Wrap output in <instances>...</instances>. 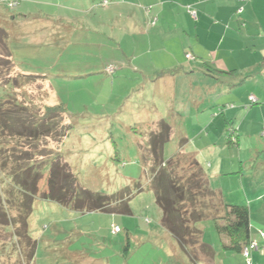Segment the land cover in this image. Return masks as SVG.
<instances>
[{
  "label": "crops",
  "instance_id": "obj_1",
  "mask_svg": "<svg viewBox=\"0 0 264 264\" xmlns=\"http://www.w3.org/2000/svg\"><path fill=\"white\" fill-rule=\"evenodd\" d=\"M177 1L187 9L185 12L181 8L183 22L181 24H179V16L174 21L170 20L172 13L176 12L171 7L176 5ZM244 1V9L240 13L236 8L241 5L242 0H109L106 6L101 5V0H66L65 2L68 6L87 7L84 22L93 29L102 28L105 17L102 11L111 13L110 7L113 9L114 6L123 4L139 8H135L138 11L135 13L115 11L112 15H108L113 34L106 37L114 42V47L110 48L113 52L110 61L117 62L121 65L120 69L125 67L124 69L130 72L132 67L135 76L138 75L142 79L143 91L150 94L149 97L144 93V102L148 103L149 108L139 114V120L144 122L135 121V124H138L136 126L151 129L152 124L158 119H165L171 125V137L175 136L178 144L181 139H185L182 151L193 153L203 169L204 166L206 167L204 170L208 183L222 200L228 204L248 206L251 239L257 240L259 245H262L263 238L258 235V230H264V0ZM140 5H143V8L148 7V14L147 11L145 14ZM155 7L158 14L154 11ZM188 7L196 8V19L191 17ZM165 11L169 12L165 22L171 24L173 21L176 26L172 31L167 28L165 32L161 31L155 36L157 42H163L166 47L158 48L162 51L160 55L156 56L158 52L155 51L154 54L152 50L137 54L129 40L124 43L127 48H123L121 42H117L120 39L135 37L134 24L138 20L135 17L141 19L145 17L146 28H150L158 24V17ZM24 13H28V10L12 14L11 20L31 26V31L22 34L29 38L28 42L31 45L42 46L44 41H47L49 52L57 51V44L66 43L67 35L62 30L64 26L60 21L68 22V27L69 22L77 21L74 16L65 13H58L56 16L54 14L55 18L49 17L50 15L37 16L30 13L28 16ZM153 13H156L157 19L152 21ZM240 15L243 17L241 18ZM4 17L0 13V21L6 20ZM235 17H238L236 22L243 21V30H238L237 23L234 22ZM38 25L46 27L44 29L46 38L35 41V37H41ZM67 34L71 38V29ZM89 45L91 44L82 46L81 50H88ZM100 46L104 47V45ZM179 50L184 55L178 56ZM188 53L193 57L192 59L186 58ZM37 57H40L39 61L43 60L42 55H33L34 62L38 60ZM42 69L44 67L38 72L50 77L51 74L46 69ZM19 71L37 72L33 68ZM167 71L172 73L159 75ZM86 73H89V70H86ZM210 73L215 74L216 77ZM46 82L49 84L50 79L45 80ZM250 96L256 98L255 103L250 101ZM223 104L225 105L220 112L224 113L220 116L214 115L218 112L217 107ZM229 124L236 131L234 143H229L225 136ZM66 139L68 137L54 147L65 154L69 152L65 145ZM69 212L74 211L69 210ZM77 214L93 216L102 212ZM199 226L203 230V241L210 244L215 252L206 262L215 264L216 253L221 252L224 258L223 264L225 260L227 264H231L229 260L237 257L238 264H242L243 256L240 250L227 247V241H224L223 246L217 233L216 238L213 235L212 240H206L207 225L200 223ZM62 231L65 235L68 234L67 231ZM93 231L98 236H114L120 243L122 239L119 235L123 232L127 240L133 235L130 229L124 231L121 228L116 234L112 233L111 228L109 233L101 229ZM144 232L147 236H156L159 245H163L164 248H160L162 252L159 256L160 264H166L168 255L171 254L176 257V261L184 264L176 241L162 227L160 221L156 227L151 225L146 227ZM87 233L85 227H81L76 231L74 229L70 235L76 237V243H79L80 236ZM43 237L44 235L38 239L33 236L38 241ZM69 241L70 244L67 246L62 239L57 238L55 232L44 240V246L47 247L48 255L57 252L64 259L63 264H90L95 258H99L98 254L88 251L85 243L75 245L71 240ZM168 244L170 247L167 246ZM251 258L252 264H264V252L260 249L254 250ZM105 262L108 264L106 258ZM202 262H205L204 259Z\"/></svg>",
  "mask_w": 264,
  "mask_h": 264
},
{
  "label": "rangeland",
  "instance_id": "obj_2",
  "mask_svg": "<svg viewBox=\"0 0 264 264\" xmlns=\"http://www.w3.org/2000/svg\"><path fill=\"white\" fill-rule=\"evenodd\" d=\"M5 1L7 0H0V13L5 16L4 18L7 21H0V26L7 32L8 45L13 54L12 58L14 62L19 64V70L28 71L35 66H43L44 69L42 70L46 69L48 73L54 75L51 77L49 84L42 82L41 79L21 84L16 90L18 91L16 92V101L31 107L37 114L42 113L45 105L61 103L65 107L67 117L64 118H67L66 122L71 124V130L65 143L69 151L67 160L81 187L94 192L111 194L126 185L138 182L143 190L131 200L132 215L129 216H108L103 213L93 216H79L77 213L69 212V210L56 203L44 201L37 197L34 200L32 213L29 217L31 236L39 239L44 235L39 240L40 244L38 245L36 258L34 257L32 263L27 262L23 247L12 235V231L5 232L4 228L0 227V264H63L64 259L57 252L48 255L47 247L44 246V240L54 235L55 232L57 238L62 239V242L67 246L70 244L69 240L75 245L85 243L88 251L98 254L99 258H95L90 264H103L105 258L108 260V264H160L159 256L162 255L160 248L163 245H159L156 236H147L144 231L149 225L154 227L158 225L161 213L155 204L153 192L149 189V173L143 167L139 156V146L143 148L146 146L148 135L151 129H154V126L147 129L135 124V121H140L139 114L148 110L149 106L147 102H144V95L150 97V94L143 91L142 79L138 75L135 76L132 67L131 72L124 69L125 67L117 70L113 77L103 72L105 71V65L112 62L110 60H112L113 52L110 48L114 47L113 40L106 38L108 35L113 34L110 29L112 23L107 16L112 15L115 11L135 13V11L138 12L135 8H139L123 4L114 6L113 9L110 7L111 13L102 11L103 16H105L103 17V25H101L102 28L93 29L84 22L87 7L68 6L66 0H17L18 4L11 6L8 4L6 6ZM244 2L242 0L241 5L236 8L238 13L244 9ZM140 7L143 8V5H140ZM171 8H174L176 12L172 13V19L170 20L174 21L179 16V24L183 23L181 8L186 12V7L177 1L176 5ZM11 9L13 12H9ZM143 9L145 14L146 11L148 14V7ZM22 10H28V13H24L28 16L30 13L37 16L50 15L51 18H55L53 17L54 14L56 16L58 13H65L74 16L73 18H76L77 21L69 22V27L67 26L68 22L60 21V24L64 26L62 30L67 35L65 38L66 43L65 45L57 44V51L49 52L47 41H44L45 43L42 46L31 45L28 42L29 38L22 34V32L31 31V26L22 25L20 22L11 20L10 13L16 14ZM156 10L157 7L154 9L157 13ZM90 13L93 14V12ZM94 13H96V10H94ZM156 13L152 14V21L157 19ZM167 15H169L168 11L162 13L158 17V24L155 27L150 26V28H146L145 17L144 19L135 17L138 19L134 24L135 37L120 39L117 42H121V46L127 48L124 43L129 40L133 46L132 48L136 49L137 54L152 50L154 54L158 52L156 56L160 55L162 51L158 48L161 46L166 47L163 42H157L155 36L161 31L165 32L167 28L172 31L176 26L173 21L171 24L165 22ZM240 16L243 17V15ZM236 20H238V17H235L234 22ZM242 22H236L238 30H243ZM38 26L40 27L38 28ZM38 26L41 37H35V41L46 38V33H44L46 27ZM69 29H71V38L67 34ZM121 33L125 34L124 32ZM114 35L117 34L114 33ZM86 44H91L88 48L92 51L81 50V47H86ZM97 44L104 45V47ZM60 48L62 50L59 51ZM0 54L4 55L5 52L0 49ZM56 54L60 55L57 56ZM149 54L151 55V52ZM149 54L147 57L150 56ZM33 55H42L43 60L39 61L40 57H37L38 60L34 62ZM180 55H184V53L179 50L178 56ZM38 63L41 65H37ZM32 65L34 66L30 67ZM9 69H3V75L0 77L1 85L10 79L6 75L9 72L12 77H18L17 68H14L15 70L10 69V71ZM33 70L37 71L34 68ZM86 70H89V73H86ZM205 71L208 73L207 69ZM57 74H60L59 78H57ZM210 74L216 77L215 74ZM225 104L218 106L216 109L218 112L214 115H222L224 112H220V110L223 109ZM142 122L144 121L141 120L140 123ZM51 140V138H48L47 142L50 146L56 147L57 144H54ZM42 142L44 143L45 140ZM177 149L178 142L175 136L171 137L164 147V160L172 156ZM204 169H206L205 166ZM45 178L46 175L39 183L40 190ZM7 187L5 177L0 174V193L4 192ZM146 220L149 222L147 221V223ZM201 224L207 225L206 240H212L213 235L216 238V232H213L215 227L212 220L203 221ZM111 225H117L124 231L130 229L133 234L132 237L130 236L131 239L127 240L123 232L119 235L122 239L120 243L114 236H98L93 231L101 229L109 233ZM81 227H85L88 233L80 236L79 243H76V237L70 234L74 232V229L76 231ZM62 230L67 231L68 234L65 235ZM167 246L170 247V244ZM251 256L249 255V259L252 262ZM237 258H232L229 261L231 264H238ZM242 259V264H247V258L243 256ZM223 260V254L221 252L216 253L214 263L223 264ZM224 262L227 264V260ZM199 264H210V261L200 262Z\"/></svg>",
  "mask_w": 264,
  "mask_h": 264
},
{
  "label": "trees",
  "instance_id": "obj_3",
  "mask_svg": "<svg viewBox=\"0 0 264 264\" xmlns=\"http://www.w3.org/2000/svg\"><path fill=\"white\" fill-rule=\"evenodd\" d=\"M8 2L10 0L5 1L6 6ZM0 49L5 52L0 54L1 77L4 68L19 69V64L12 58L7 32L1 26ZM109 65L115 67L113 72L107 70ZM42 67L35 66L37 72L28 73L16 69L19 78L12 77L9 72L6 75L10 79L0 84V174L8 185L0 193V227L5 232L12 231L30 263L36 257L39 245L29 228V217L37 197L81 214L102 212L129 216L132 215L131 200L143 190L138 182L111 194L94 192L79 185L67 154L47 142L51 138L54 144H59L68 137L71 124L64 118L67 117L65 107L61 103L45 105L42 113L37 114L31 107L16 101V90L21 84L39 79L45 82L54 76L39 73ZM120 67L112 61L105 65L104 73L113 77ZM168 73L172 71L159 75ZM152 126L154 129L148 135L146 146H139V156L150 176L149 189L161 213L160 223L176 241L183 263L199 264L202 259L206 262L215 254L211 245L203 241V230L199 226L207 219L214 222L223 246L227 241V247L241 250L252 240L248 206L222 200L210 187L205 170L195 155L182 151L185 139H181L177 151L164 160L163 151L171 138V125L161 118ZM228 127L232 128V125H227V132ZM44 175L45 182L40 190L39 183ZM166 264L182 263L171 254Z\"/></svg>",
  "mask_w": 264,
  "mask_h": 264
},
{
  "label": "built area",
  "instance_id": "obj_4",
  "mask_svg": "<svg viewBox=\"0 0 264 264\" xmlns=\"http://www.w3.org/2000/svg\"><path fill=\"white\" fill-rule=\"evenodd\" d=\"M13 3H14V4H13ZM102 3L105 5V4L108 3V1H107V0H103ZM16 4H17V2H15V1H10V2H8V5H9V6H11V5H16ZM188 12H189V14L191 15L192 18H194V19L197 18V10H196L195 8L188 7ZM186 58H188V59H192V56L188 53V54H186ZM107 70H108L109 72H113V71L115 70V67H114L113 65H109L108 68H107ZM250 101L253 102V103H255V102H256V98H255L254 96H250ZM235 132H236V131H235L233 128L229 127V128H228V132L226 133L227 136H228L232 141L235 140V137H236V133H235ZM147 221H148V220H146V222H147ZM148 222H149V221H148ZM148 222H147V223H148ZM119 230H120V229H119L118 226H114L113 229H112V232H113V233H117V232H119ZM258 235H259L261 238H263V243H262L261 246L258 244V241H257V240L252 239V240H250L246 245H244L243 248H242V254H243V256H244L245 258H247V261H246L247 264H251V260L249 259V255L251 256V252H252V251H254V250H259V249L262 250V251H264V231L259 230V231H258Z\"/></svg>",
  "mask_w": 264,
  "mask_h": 264
},
{
  "label": "clouds",
  "instance_id": "obj_5",
  "mask_svg": "<svg viewBox=\"0 0 264 264\" xmlns=\"http://www.w3.org/2000/svg\"><path fill=\"white\" fill-rule=\"evenodd\" d=\"M10 1H15V2H17V4H18V1L17 0H10ZM108 1V0H107ZM108 3H109V1H108ZM107 3V4H108ZM101 5H103V6H105L102 2H101ZM229 128V127H228ZM227 130H226V132H225V136H226V139H228L230 142H232V143H234L235 142V140H236V137H235V140L234 141H232L228 136H227ZM114 226H117V225H112V227H111V230L113 229V227ZM120 229V228H119ZM120 231V230H119ZM259 231V230H258ZM262 231H264V230H262ZM113 233V232H112ZM118 233V232H117ZM114 234H116V233H114ZM258 244H259V242H258ZM261 246V245H260ZM243 248V247H242ZM241 252H242V249L240 250ZM252 264V263H251Z\"/></svg>",
  "mask_w": 264,
  "mask_h": 264
}]
</instances>
